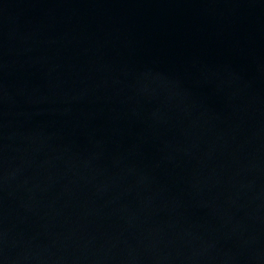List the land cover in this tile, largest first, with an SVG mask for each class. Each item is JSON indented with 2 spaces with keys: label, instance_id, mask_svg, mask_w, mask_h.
<instances>
[{
  "label": "water",
  "instance_id": "obj_1",
  "mask_svg": "<svg viewBox=\"0 0 264 264\" xmlns=\"http://www.w3.org/2000/svg\"><path fill=\"white\" fill-rule=\"evenodd\" d=\"M0 264H264V0H0Z\"/></svg>",
  "mask_w": 264,
  "mask_h": 264
}]
</instances>
